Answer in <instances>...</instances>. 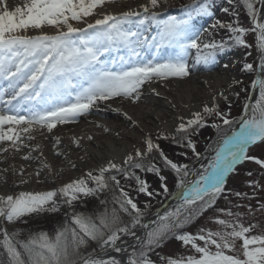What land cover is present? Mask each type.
Returning <instances> with one entry per match:
<instances>
[{"label": "snow or ice", "instance_id": "6c2138e0", "mask_svg": "<svg viewBox=\"0 0 264 264\" xmlns=\"http://www.w3.org/2000/svg\"><path fill=\"white\" fill-rule=\"evenodd\" d=\"M235 2L227 0L230 6ZM240 2L251 18V28L240 24L235 11L231 13L235 23L216 20L210 29L197 27V17L214 15L213 0H193L181 15L167 17L160 10L168 0H147L138 8L118 13L107 7L116 0H20L15 5L0 0V154L23 152L26 161L40 160L44 155L42 146L33 143L38 133L46 130L53 134L58 146L61 137L54 129L77 123L101 105L139 128V122L127 111L113 107L118 99L137 104L146 87L160 96L154 83L189 78L193 69L215 65L232 46L251 47L245 39L249 31L256 33L259 54L258 70L252 63L243 65L244 71L257 73L251 87L259 98L254 102L249 98L239 117L231 115L230 105L224 111L215 103L217 96L228 100L221 91L212 97L211 106L204 104L187 118L178 116L175 134L160 133L154 138L141 130L140 146L134 144L122 162L109 159L52 190L0 194V221L8 224L27 223L26 217L56 213L62 206L68 209L63 224L53 234H24L19 229L9 232L0 223V264H157L150 254L172 238L190 246L193 254L161 256L159 264H264V227L246 225L239 211L217 209L227 219L216 217V230H186L213 209L219 198L227 199V178L238 165L253 161L264 169V159L249 155L251 146L264 142V0ZM223 12L229 13L230 8L224 7ZM221 29L229 33L227 41L215 39L213 32ZM240 84L242 81L233 80V85ZM209 118H213L211 127L220 139L211 149L214 155L208 158L209 163L201 165L195 178L188 180L193 175L190 165L174 162L157 141L171 140L190 149L199 160L202 154L192 137L208 125ZM97 126L109 131L103 124ZM82 139L74 138V143L79 146ZM56 155L63 153L57 151ZM157 157L174 172L176 193H169L167 177L160 175L155 162ZM45 161H41L42 167L52 171V165ZM137 170L157 174L161 191L149 190ZM18 174L21 184L28 182L22 170ZM34 175L39 178L41 171ZM121 177L133 181L138 194L149 198L172 195L177 204L158 212L151 223L145 222L151 205L141 208L121 185ZM250 186L256 189L260 184L252 181ZM104 193H111V198L100 201L105 205L103 211L95 215L75 211L77 202ZM235 196L247 198L248 194L236 192ZM248 211L251 213V207ZM138 228L143 230L142 236H137ZM128 236L136 237L130 248L123 246V238ZM237 241L241 242L239 249ZM93 243L96 248L87 252ZM112 253H125L126 258Z\"/></svg>", "mask_w": 264, "mask_h": 264}, {"label": "bare ground", "instance_id": "6f19581e", "mask_svg": "<svg viewBox=\"0 0 264 264\" xmlns=\"http://www.w3.org/2000/svg\"><path fill=\"white\" fill-rule=\"evenodd\" d=\"M9 2L15 5L20 0H9ZM146 2L147 0L116 2L107 7L110 11L118 13L128 8H138L140 4ZM234 79L236 80L234 68L222 72L215 67L212 69L197 67L188 79H171L154 83L152 86L161 93L160 96H156L146 87L145 95L137 104L120 103L118 99L113 107H122L124 111H127L139 122V128L133 127L121 114L101 105L98 110H94L96 117L88 116L77 124L58 126L54 129L55 135L61 137V143L58 146L54 143L53 134L47 133L46 130L43 134L38 133L33 143H39L42 146L44 155L40 157V160L26 161L22 158L23 152L13 154L10 151L0 154V194H14L16 187H19V192L46 191L48 181L54 183L52 187H59L65 182L80 178L84 172L97 169L109 159L122 162L124 155L132 150L134 144L137 147L140 146L141 130L143 133L150 132L152 135L157 131L172 133L178 125V116L189 117L191 112L201 110L202 102L211 105L212 97L221 91L228 94L233 88ZM257 93L258 91L254 89L251 97L253 102L256 100ZM216 100H221V97L217 96ZM108 114L115 115L119 123L104 119ZM98 124L105 125L109 131L98 127ZM88 136H92L93 139H87ZM79 137L83 139L77 146L74 138ZM57 151L62 152L63 155H56ZM36 155L37 153L34 152L33 156ZM41 161L51 164L52 171L43 168ZM73 164L76 166L72 167ZM19 170L24 172L23 178L28 180L27 183H20L22 177L18 174ZM36 170L41 171L39 178L34 175ZM176 204V199L171 201L161 213L170 210ZM156 218V215L152 216L148 219V223ZM142 234L143 230L139 229L137 236ZM135 244L136 237L128 236L123 240V246L126 248ZM112 255L122 260L126 258L125 253H112Z\"/></svg>", "mask_w": 264, "mask_h": 264}, {"label": "rangeland", "instance_id": "374dc122", "mask_svg": "<svg viewBox=\"0 0 264 264\" xmlns=\"http://www.w3.org/2000/svg\"><path fill=\"white\" fill-rule=\"evenodd\" d=\"M128 1H139V0H116V2L125 3ZM193 1V0H192ZM192 3H189V5ZM188 4H181L177 0H168V4L161 9V13L164 17L169 15H176L179 16L182 14V9L187 6ZM229 7L230 12L224 13L223 8ZM212 11L214 13L213 16H201L196 18L197 27H204V28H211V25L216 21L220 20L223 22H230L235 23V18L232 16V11L238 13L239 22L242 26L246 28H251V18L247 15L246 9L243 7L240 0H236L233 5H228L227 0H213ZM207 35V34H205ZM215 39L217 41L220 40H228L229 33L227 30H218L213 32ZM246 43L251 45V47L245 48L241 46H232L228 48L222 55H220L217 59L215 65L211 66L210 68L205 69H212L215 67L218 71H228L230 69L235 70L236 72V80L242 81L240 85H233V88L230 89L228 94V100H216L215 103H218L220 108L224 111L228 110L229 105L231 106V115L233 117H239L242 113L243 106L246 101L251 97L253 92V88L251 87L252 82L256 79V72H246L243 70L244 63H252L254 68L258 70V60L259 54L256 47V33L249 31L246 34ZM194 55V52H193ZM190 63L191 58H190ZM227 65V67H225ZM203 68V67H202ZM194 70V69H193ZM193 74V72H192ZM192 76V75H191ZM190 76V77H191ZM189 77V78H190ZM175 79V78H173ZM188 79V78H185ZM183 79V80H185ZM236 92H239V96L235 95ZM259 98V94L257 93L256 99ZM202 104H206L202 102ZM211 106V105H210ZM89 117H96V113L93 112L92 114L88 115ZM86 116V117H88ZM86 117H82L79 119L77 123H79L82 119H86ZM104 119L112 120L114 123H119L118 118L115 115H109ZM218 122V121H217ZM77 123L67 124L73 125ZM213 123V118H209L208 125L199 129L198 134L193 136L192 139L197 144V151H199L202 155L199 160L193 158V154L190 149L185 147H181L176 143L172 142L171 140H164L160 139L157 141L160 144L161 149L165 152V154L172 159L174 162H178L181 164H189L191 168V172L193 175H190L187 179L191 180L194 177V173L197 170L201 169V165H206L209 163V157L214 155L212 152V148L216 147L218 140L220 139L217 131L215 128L211 127ZM177 127V126H176ZM160 133H168V132H161L157 131L153 134L155 138ZM168 134H175V131ZM187 153L185 157L182 153ZM249 155L255 156L257 158L264 159V142H258L255 145L249 148ZM155 162L160 167V175L167 177L166 183L168 185L169 193H176L177 192V178L169 168L165 167L157 157ZM251 172L252 175L249 176L248 173ZM87 172H84L80 175V177L84 176ZM95 174V173H94ZM137 174L141 176L142 179L146 180L150 186L149 190H156L161 191L160 184L161 181L159 176L155 173L145 172L141 173L137 170ZM121 185L125 187L126 190L129 191L130 195L136 199L138 205L143 208L145 204H150L151 207L148 209L145 220L150 216L153 212H155L159 207H161L166 201L172 198V195H158L155 198H149L145 194H138L134 190V182L133 181H126L122 177ZM72 180L68 181L71 182ZM252 181H258L260 184L259 188L253 189L250 186ZM65 182V183H68ZM54 183L52 181L47 182V190H52L56 188V186L52 187ZM19 188V187H18ZM16 187L15 193H19V189ZM226 192L225 195L227 199L221 197L217 200L216 205L213 209L208 210L204 215L200 216L196 220L193 221L191 225L187 227V231L196 233L200 228H211L216 230L219 226L215 223V218H224L227 217L223 216V214L219 213L217 209H232L233 211H239L243 213L242 222L246 225L251 223H256L261 227H264V209H261V204H264V169L260 168L253 161H245L242 164L238 165L236 170L230 174L227 178V183L225 185ZM247 193L248 197H236L235 193ZM111 198V193H104L101 194L98 198H86L80 202H77L75 205V211L83 212L91 215H95L97 212L103 211L105 205L100 203L101 200H106ZM239 206V207H237ZM110 209L112 207L111 204L107 205ZM251 207L252 211L249 213L248 209ZM68 211L66 206H62L59 212L56 213H42V214H33L30 217H26L27 223H20L17 222L15 224H8L7 222L0 221V223H4V226L8 229L9 232L25 229V232H38V231H46L49 234H53L55 229L62 225L65 220V213ZM29 224V225H28ZM27 230V231H26ZM139 228L136 230V232ZM22 232L24 234H27ZM253 234H256L255 232ZM126 237L123 238L125 240ZM202 243V242H201ZM241 242L237 241V249H239ZM96 245L93 243L90 247L86 250L87 252H91ZM193 254L192 250L189 247H185L182 245V242L176 240L175 238L167 240L164 245L160 248H157L153 253H151V259L157 261L159 264V258L161 256L164 257H180V256H187ZM232 254V253H229Z\"/></svg>", "mask_w": 264, "mask_h": 264}, {"label": "water", "instance_id": "95a60500", "mask_svg": "<svg viewBox=\"0 0 264 264\" xmlns=\"http://www.w3.org/2000/svg\"><path fill=\"white\" fill-rule=\"evenodd\" d=\"M250 98H251V97H250ZM173 200H175L174 197H172V198H170L168 201H166L161 207H159L155 212H153L150 216H148V218L145 220V222H149L148 219H150L152 216H154V215L157 216V213H158V212L161 213L162 210L166 209L167 206H168V204H169L171 201H173ZM156 219H157V218H156ZM142 235H143V234H142Z\"/></svg>", "mask_w": 264, "mask_h": 264}, {"label": "trees", "instance_id": "16d2710c", "mask_svg": "<svg viewBox=\"0 0 264 264\" xmlns=\"http://www.w3.org/2000/svg\"><path fill=\"white\" fill-rule=\"evenodd\" d=\"M173 1H175V0H173ZM178 2H180L181 4H188L189 5V3H193V1L192 0H177ZM29 225V224H28ZM32 229V228H31ZM31 229H29V231H31ZM21 231L22 232H25V229H21ZM27 231V230H26ZM29 231H27V232H29ZM27 232H25V233H27Z\"/></svg>", "mask_w": 264, "mask_h": 264}]
</instances>
